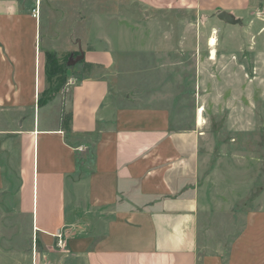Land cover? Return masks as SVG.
<instances>
[{
    "label": "crops",
    "instance_id": "obj_1",
    "mask_svg": "<svg viewBox=\"0 0 264 264\" xmlns=\"http://www.w3.org/2000/svg\"><path fill=\"white\" fill-rule=\"evenodd\" d=\"M263 6L264 0H0V112L7 117L0 133L14 134L18 145L10 156L19 174L17 208L41 244L38 250L33 240L32 264H264V186L244 230L223 251L204 254L202 223L212 211L202 173L207 165L214 170L210 154L219 148L206 143L205 72L224 69L232 49L216 47L214 58L206 29H178L193 24L179 13L223 29L222 11L254 28L264 22ZM113 17L121 26L137 18L149 28L113 36ZM51 53L60 63L76 53L92 68L49 96L58 76L48 71ZM179 55H192L194 65ZM187 68L195 77L177 75ZM63 110L72 113L68 131Z\"/></svg>",
    "mask_w": 264,
    "mask_h": 264
},
{
    "label": "rangeland",
    "instance_id": "obj_2",
    "mask_svg": "<svg viewBox=\"0 0 264 264\" xmlns=\"http://www.w3.org/2000/svg\"><path fill=\"white\" fill-rule=\"evenodd\" d=\"M260 10L264 13V6ZM198 17L179 13V19L184 18L193 24H178V29H206L209 36L216 32L217 43L211 46L215 55L216 47H220V51L232 49L223 60L226 62L224 69L213 65L205 72L209 83L206 143L211 151L214 145L219 147L210 154V160L217 162L216 167L210 170L208 165L204 166L202 173L203 193L210 195L206 196V206L212 211L209 220H203L201 230L208 248L203 251L207 254L208 250L210 253L223 251L230 240L244 230L248 210L258 201L255 196L264 186V22L254 28L247 18L235 25L220 22L222 29L215 23L207 25ZM117 19L113 17L108 27L113 36L125 31L130 37L129 34L144 33L149 28V24L142 23L141 19L126 21L124 26ZM251 29L254 34L249 33ZM62 49H66V44ZM177 58L195 63L192 55ZM82 63L76 53L65 55L61 74H55L57 77L52 80L49 96L55 89L64 87L70 76L91 70L92 65ZM78 65H82L85 71L79 70ZM177 75L191 79L195 77V70L187 68ZM41 95L44 104L48 94ZM6 119L0 112V121L5 123ZM13 135L0 133V264H32L33 240L37 241V235L32 231L28 217L17 208L15 190L19 174L17 166L10 165L11 150L13 148L15 152L18 148L15 140L11 141ZM207 212H204L205 217ZM40 245L38 240V250Z\"/></svg>",
    "mask_w": 264,
    "mask_h": 264
},
{
    "label": "trees",
    "instance_id": "obj_3",
    "mask_svg": "<svg viewBox=\"0 0 264 264\" xmlns=\"http://www.w3.org/2000/svg\"><path fill=\"white\" fill-rule=\"evenodd\" d=\"M63 63H60L57 59V56L54 53L49 54V68L48 71L51 73L50 75H58L60 73V67H62ZM61 74V73H60ZM40 104H43L40 100ZM72 122V113L62 111L61 116V127L65 130H69Z\"/></svg>",
    "mask_w": 264,
    "mask_h": 264
},
{
    "label": "water",
    "instance_id": "obj_4",
    "mask_svg": "<svg viewBox=\"0 0 264 264\" xmlns=\"http://www.w3.org/2000/svg\"><path fill=\"white\" fill-rule=\"evenodd\" d=\"M218 18L221 19L222 21L229 23L231 25H235L239 22H241V19L236 18L233 14L227 13L225 11H222L221 13L218 14Z\"/></svg>",
    "mask_w": 264,
    "mask_h": 264
},
{
    "label": "bare ground",
    "instance_id": "obj_5",
    "mask_svg": "<svg viewBox=\"0 0 264 264\" xmlns=\"http://www.w3.org/2000/svg\"><path fill=\"white\" fill-rule=\"evenodd\" d=\"M209 41H210L209 44H210L211 46H215V44L217 43L216 32H214L213 35L210 36ZM212 54H213V57H214V55H215V54H214V51L212 52ZM200 109H201V108H200ZM202 110H203V109H201V111H202ZM199 123H200V124L203 123L202 116L199 117Z\"/></svg>",
    "mask_w": 264,
    "mask_h": 264
},
{
    "label": "built area",
    "instance_id": "obj_6",
    "mask_svg": "<svg viewBox=\"0 0 264 264\" xmlns=\"http://www.w3.org/2000/svg\"><path fill=\"white\" fill-rule=\"evenodd\" d=\"M37 14L38 13H37L36 9H34V15L36 16ZM58 238L59 239H58V242H57V246H59L60 248H63L64 244H63V240L61 239V236H59ZM34 247H35V253H36V243H35ZM33 264H36V262L33 263Z\"/></svg>",
    "mask_w": 264,
    "mask_h": 264
}]
</instances>
